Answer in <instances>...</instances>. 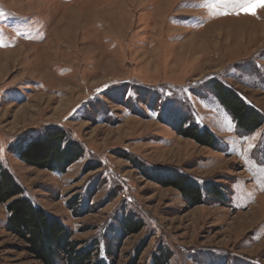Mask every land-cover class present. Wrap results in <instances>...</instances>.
I'll return each instance as SVG.
<instances>
[{
	"label": "rangeland",
	"instance_id": "rangeland-1",
	"mask_svg": "<svg viewBox=\"0 0 264 264\" xmlns=\"http://www.w3.org/2000/svg\"><path fill=\"white\" fill-rule=\"evenodd\" d=\"M246 3L0 0V165L107 264H264V125L239 129L216 90L264 124V8L245 14ZM180 124L209 130L216 147ZM57 129L82 150L65 173L15 154ZM177 174L203 205L159 183ZM6 206L0 264H42L8 231ZM130 216L143 229L124 238Z\"/></svg>",
	"mask_w": 264,
	"mask_h": 264
},
{
	"label": "trees",
	"instance_id": "trees-1",
	"mask_svg": "<svg viewBox=\"0 0 264 264\" xmlns=\"http://www.w3.org/2000/svg\"><path fill=\"white\" fill-rule=\"evenodd\" d=\"M216 90L222 106L232 114L239 129L250 133L264 125L262 116L255 109L249 108L238 93L229 91L220 84L216 85ZM176 131L178 135L192 139L202 147H216L215 135L209 130L201 132L194 125L185 129L180 124ZM15 154L30 167L63 174L68 167L80 160L82 150L77 143L68 139L65 131L57 129L38 137L27 148L16 150ZM159 183L178 189L193 206L204 204L201 187L194 181L177 174ZM211 191L216 198H223L218 188L212 186ZM24 194L23 187L18 185L14 176L0 165V205L7 204L8 231L26 243L27 250L35 261L42 264H58L60 261L66 264H107L100 257L96 242H88L82 246L80 242L73 240L68 227L43 207L34 205ZM121 226L124 238L140 233L143 229L142 223L133 216L125 219ZM143 249L144 246L140 252ZM154 263L168 264L169 257L167 254L156 256Z\"/></svg>",
	"mask_w": 264,
	"mask_h": 264
},
{
	"label": "snow or ice",
	"instance_id": "snow-or-ice-1",
	"mask_svg": "<svg viewBox=\"0 0 264 264\" xmlns=\"http://www.w3.org/2000/svg\"><path fill=\"white\" fill-rule=\"evenodd\" d=\"M244 8L245 14L256 15L257 9L264 8V0H247Z\"/></svg>",
	"mask_w": 264,
	"mask_h": 264
},
{
	"label": "bare ground",
	"instance_id": "bare-ground-1",
	"mask_svg": "<svg viewBox=\"0 0 264 264\" xmlns=\"http://www.w3.org/2000/svg\"><path fill=\"white\" fill-rule=\"evenodd\" d=\"M51 71V70H50Z\"/></svg>",
	"mask_w": 264,
	"mask_h": 264
}]
</instances>
